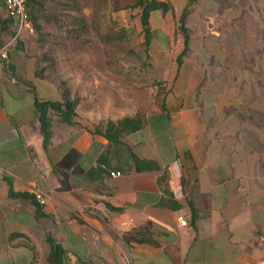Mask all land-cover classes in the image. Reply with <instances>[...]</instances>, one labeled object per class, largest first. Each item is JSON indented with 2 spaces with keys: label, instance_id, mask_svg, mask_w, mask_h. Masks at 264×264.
<instances>
[{
  "label": "crops",
  "instance_id": "1",
  "mask_svg": "<svg viewBox=\"0 0 264 264\" xmlns=\"http://www.w3.org/2000/svg\"><path fill=\"white\" fill-rule=\"evenodd\" d=\"M161 1L140 83L42 63L27 27L0 58V264H47L48 238L63 264H264V0ZM18 25L0 2V49ZM64 90L72 123L48 109L44 132L36 101ZM135 117L119 142L94 132Z\"/></svg>",
  "mask_w": 264,
  "mask_h": 264
},
{
  "label": "rangeland",
  "instance_id": "2",
  "mask_svg": "<svg viewBox=\"0 0 264 264\" xmlns=\"http://www.w3.org/2000/svg\"><path fill=\"white\" fill-rule=\"evenodd\" d=\"M161 1V0H159ZM29 15L37 16L41 48L51 66L102 64L118 66L119 75H135L137 83L152 64L145 49L139 9L133 0H37ZM128 68V72H127ZM156 82L157 74L149 73Z\"/></svg>",
  "mask_w": 264,
  "mask_h": 264
},
{
  "label": "trees",
  "instance_id": "3",
  "mask_svg": "<svg viewBox=\"0 0 264 264\" xmlns=\"http://www.w3.org/2000/svg\"><path fill=\"white\" fill-rule=\"evenodd\" d=\"M37 0H32L27 6L28 13V21L32 23V26L36 33H39L41 28L38 24L37 16H32L30 18L29 9L32 5H37ZM131 9H139V20L141 25V30L144 38L145 49L147 50L150 44V27H149V18L150 14L153 11L160 10L162 12H166L169 8L168 4L164 1L159 0H133V4L130 7ZM188 11H185L184 14L180 17V30L185 33L183 22ZM30 23V24H31ZM39 41H43L39 38ZM38 75H42V70L38 71ZM76 105V101L70 100L67 92L64 90L62 93V101L60 102H40L36 101V107L39 111V118L41 123V128L44 132H46L48 128V120H47V110L51 109L55 111L62 121L67 123H72V119L74 117V108ZM142 127V121L140 118H124L118 120L116 122L108 121L103 128L96 127L94 129L95 133L101 134L110 142H119V139L122 135L135 132ZM135 162V168L137 171L141 170H149L155 168V165L152 162H146L143 160H139L136 156H133ZM11 196L20 197L24 199H30L33 204H35L38 215L42 216L40 209L41 206L36 202L35 198L25 194V193H11ZM141 232V229L126 233L123 235L124 240L129 242L135 239V235ZM51 251L48 255L47 264H63L64 258V250L60 245L55 243L52 238H48Z\"/></svg>",
  "mask_w": 264,
  "mask_h": 264
},
{
  "label": "built area",
  "instance_id": "4",
  "mask_svg": "<svg viewBox=\"0 0 264 264\" xmlns=\"http://www.w3.org/2000/svg\"><path fill=\"white\" fill-rule=\"evenodd\" d=\"M2 2L7 15L10 18L18 19L19 25L14 37L0 49V58L7 61L9 52L17 45L18 39L24 27L32 31V26L28 21L27 6L32 0H0ZM36 199L40 204L44 203V198L41 195H36ZM177 221L180 226H187L186 220L179 216Z\"/></svg>",
  "mask_w": 264,
  "mask_h": 264
}]
</instances>
